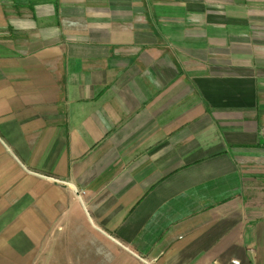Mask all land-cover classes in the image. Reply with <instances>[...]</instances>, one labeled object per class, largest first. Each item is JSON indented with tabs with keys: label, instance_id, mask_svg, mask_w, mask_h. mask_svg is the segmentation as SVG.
Instances as JSON below:
<instances>
[{
	"label": "crops",
	"instance_id": "0c3cea01",
	"mask_svg": "<svg viewBox=\"0 0 264 264\" xmlns=\"http://www.w3.org/2000/svg\"><path fill=\"white\" fill-rule=\"evenodd\" d=\"M0 264H264V0H0Z\"/></svg>",
	"mask_w": 264,
	"mask_h": 264
},
{
	"label": "built area",
	"instance_id": "2783aa9c",
	"mask_svg": "<svg viewBox=\"0 0 264 264\" xmlns=\"http://www.w3.org/2000/svg\"><path fill=\"white\" fill-rule=\"evenodd\" d=\"M239 261L235 260L234 263H238Z\"/></svg>",
	"mask_w": 264,
	"mask_h": 264
}]
</instances>
